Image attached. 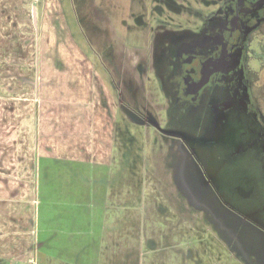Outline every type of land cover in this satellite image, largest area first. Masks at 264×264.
<instances>
[{
	"label": "rangeland",
	"instance_id": "obj_1",
	"mask_svg": "<svg viewBox=\"0 0 264 264\" xmlns=\"http://www.w3.org/2000/svg\"><path fill=\"white\" fill-rule=\"evenodd\" d=\"M229 1L0 0L12 26L32 25L35 8L39 39L58 37L53 26L66 21L72 46L103 75L97 99L113 125L107 181L75 191L82 204L64 206V220H40L52 233L44 248H79L101 264H238L222 251L229 244L264 264V160L239 150V120L176 106L151 54L157 36L202 34ZM55 252L44 264H67Z\"/></svg>",
	"mask_w": 264,
	"mask_h": 264
},
{
	"label": "crops",
	"instance_id": "obj_2",
	"mask_svg": "<svg viewBox=\"0 0 264 264\" xmlns=\"http://www.w3.org/2000/svg\"><path fill=\"white\" fill-rule=\"evenodd\" d=\"M31 15L35 24V8ZM33 22L0 21V264H44L55 249L67 264H101L79 248H44L52 233L39 222L64 220V206L82 204L70 200L75 191L107 181L113 125L109 103L97 99L103 75L72 46L65 20L53 26L58 37L40 39Z\"/></svg>",
	"mask_w": 264,
	"mask_h": 264
},
{
	"label": "flooded vegetation",
	"instance_id": "obj_3",
	"mask_svg": "<svg viewBox=\"0 0 264 264\" xmlns=\"http://www.w3.org/2000/svg\"><path fill=\"white\" fill-rule=\"evenodd\" d=\"M221 13L199 36L156 35L159 44L151 54L161 72L168 71V96L176 106L203 115L212 111L225 125L239 120V150L263 161L264 87L256 84L264 70V0H231ZM194 214L189 219L196 222ZM227 246L222 251L238 264H260Z\"/></svg>",
	"mask_w": 264,
	"mask_h": 264
}]
</instances>
